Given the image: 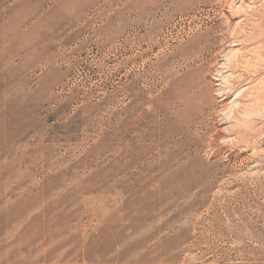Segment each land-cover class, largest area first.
I'll list each match as a JSON object with an SVG mask.
<instances>
[{
    "label": "rangeland",
    "instance_id": "rangeland-1",
    "mask_svg": "<svg viewBox=\"0 0 264 264\" xmlns=\"http://www.w3.org/2000/svg\"><path fill=\"white\" fill-rule=\"evenodd\" d=\"M0 264H264V0H0Z\"/></svg>",
    "mask_w": 264,
    "mask_h": 264
},
{
    "label": "bare ground",
    "instance_id": "bare-ground-1",
    "mask_svg": "<svg viewBox=\"0 0 264 264\" xmlns=\"http://www.w3.org/2000/svg\"><path fill=\"white\" fill-rule=\"evenodd\" d=\"M234 52H236V51H234ZM239 55H240V53H239ZM235 55H233L230 59H231V61H232V63H234L235 64V60H236V58L234 57ZM241 60H243V59H241ZM238 62V61H237ZM227 63V62H226ZM239 63H241V62H239ZM243 67V66H242ZM235 70H236V68H234ZM228 77V76H227ZM226 78V77H225ZM231 79V78H230ZM259 88V87H258ZM258 96V95H257ZM260 96V95H259ZM250 106V105H249ZM243 112V111H242ZM245 116H248V115H250L251 113L250 112H244L243 113ZM235 119V118H234ZM243 128V127H242Z\"/></svg>",
    "mask_w": 264,
    "mask_h": 264
}]
</instances>
